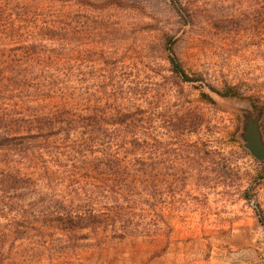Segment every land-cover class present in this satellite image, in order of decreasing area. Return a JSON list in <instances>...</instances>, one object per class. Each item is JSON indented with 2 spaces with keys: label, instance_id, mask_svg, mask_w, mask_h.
<instances>
[{
  "label": "rangeland",
  "instance_id": "rangeland-1",
  "mask_svg": "<svg viewBox=\"0 0 264 264\" xmlns=\"http://www.w3.org/2000/svg\"><path fill=\"white\" fill-rule=\"evenodd\" d=\"M85 1L23 2L29 20L59 16L60 61L48 69L66 77L51 83L65 85L77 113L129 104L144 138L122 155V178L97 165L98 178L43 187L34 168L60 165L49 152L69 151L61 160L71 165L77 138L59 137L53 150L37 140L38 109L18 105L29 93L9 74L14 89L0 82V264H264V163L238 138L242 106L263 111L264 135V0H182L191 24L169 0ZM168 38L196 81L171 71ZM0 44V75L14 72L26 46ZM44 45L36 51L52 49ZM228 89L234 96L218 94ZM64 212L90 213L98 228L67 231Z\"/></svg>",
  "mask_w": 264,
  "mask_h": 264
},
{
  "label": "trees",
  "instance_id": "trees-1",
  "mask_svg": "<svg viewBox=\"0 0 264 264\" xmlns=\"http://www.w3.org/2000/svg\"><path fill=\"white\" fill-rule=\"evenodd\" d=\"M24 1L6 0L0 4V41L5 44L8 40H17L18 44L26 46L24 62H20L16 70L11 66L15 70L14 72L6 70L5 72L7 73L1 74L0 82L6 84L7 76L10 74L11 77L18 80V89H25L29 93L27 100L21 99L18 105L21 107L34 105V108L38 109L35 119L30 120V122L35 124V129L30 132L34 134L33 136L37 140L43 141L46 148L56 149L54 142L59 137H62V143H65V137L71 134H74L75 138H77L73 143V150H71L74 153L71 165L65 163V160H61L69 151L56 152L55 154L49 152L51 154L50 158L53 156L60 160V165L54 167V161L51 160L41 167L34 168L33 174L38 176L36 180L42 183L43 187L48 188L57 180L65 182L75 177H79L78 179L81 177L88 178L89 172H93L94 178H98L100 175L98 171L102 169L99 167H103L105 172L111 171L116 178H122L123 174L118 173L125 162L122 155L124 157L131 156L136 141L144 138L137 135L139 133L136 131V120L129 113V104L125 106L120 104V106L96 103L91 109H86V107L80 109L79 106L78 113L74 112L67 103L65 85L57 86L51 83L55 77H66L64 72L52 69L53 63L56 65L60 61V59H57L58 55L53 53V48L59 46L57 42L61 40L59 37L62 36L60 30H58V25L60 24L59 16L46 12L39 14L37 20H29L26 18L28 15L27 5L23 3ZM169 1L183 23L191 24L193 15L190 5H184L182 0ZM79 2L83 4L86 1L79 0ZM28 8L30 9V7ZM16 24L18 26H15ZM43 42L48 44L44 45L43 48L50 47L52 49H40L37 52L36 47L41 48ZM165 44L166 50L171 55L169 57L171 71L183 82L196 81L197 78L189 77L185 74L181 65L173 56L172 40L170 38L166 39ZM0 48H2L1 44ZM22 65H25L26 68L22 69ZM49 65L52 68L48 69ZM40 68H46V70ZM12 82L10 80L8 84L14 89ZM2 85L0 84V86ZM6 86L9 88L7 84ZM57 91H60V96L55 95ZM218 94L224 97L228 95L234 96L231 89ZM115 96L117 95L115 94ZM209 101L214 104L211 99ZM51 102H53L54 106L51 105ZM121 102L127 103V101ZM1 112L2 110L0 109V114H2L0 122L5 119V115ZM62 143L61 145L64 147L65 145ZM88 169L92 170L89 171ZM27 170L24 169L22 174V178L25 181H29L28 175H31ZM125 177H128V175L125 174ZM106 193L109 194V192ZM111 196L114 195L106 197L111 200ZM117 207L115 205L111 210L117 211ZM59 217H65L64 221L66 219L69 221L66 227L67 231L98 228V225L91 221L93 216L90 213H77L76 219H74V216H71L69 212H64ZM259 219L260 223L264 224V218L260 214Z\"/></svg>",
  "mask_w": 264,
  "mask_h": 264
},
{
  "label": "water",
  "instance_id": "water-1",
  "mask_svg": "<svg viewBox=\"0 0 264 264\" xmlns=\"http://www.w3.org/2000/svg\"><path fill=\"white\" fill-rule=\"evenodd\" d=\"M238 112L242 118L238 138L241 139L244 149L253 159L264 163V135L260 126L263 111L253 114L249 107L242 106Z\"/></svg>",
  "mask_w": 264,
  "mask_h": 264
}]
</instances>
